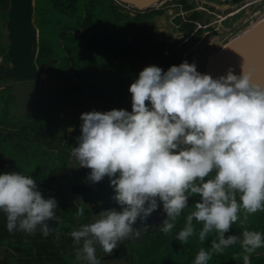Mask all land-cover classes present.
Masks as SVG:
<instances>
[{"label":"clouds","instance_id":"9594fccd","mask_svg":"<svg viewBox=\"0 0 264 264\" xmlns=\"http://www.w3.org/2000/svg\"><path fill=\"white\" fill-rule=\"evenodd\" d=\"M255 71L245 57L238 75L229 66L215 78L187 60L167 71L151 65L129 87L131 111L81 114V134L70 155L90 169L88 182L109 178L119 210L103 209L69 233L78 262L101 264L97 245L111 254L120 242L139 239L159 203L166 214L160 223L164 234L183 216L175 237L181 244L213 235L193 264H209L214 254L237 244L243 264H251V254L264 248V232L230 231L264 211V82L257 81ZM193 197L198 199L190 206ZM57 208V200L43 195L33 176L16 170L0 174V212L10 233L39 229L48 236V221L59 223ZM137 220L143 227H134Z\"/></svg>","mask_w":264,"mask_h":264},{"label":"trees","instance_id":"16d2710c","mask_svg":"<svg viewBox=\"0 0 264 264\" xmlns=\"http://www.w3.org/2000/svg\"><path fill=\"white\" fill-rule=\"evenodd\" d=\"M180 2L185 3L186 10L193 6L187 4V0ZM121 8L116 0H45L43 4H35L40 25L47 27L48 34V25L51 22L49 26L53 28L50 31H54L57 37L54 42L51 39L48 41L46 33L43 30L40 32L35 60L41 71L47 73V87L52 90V97L47 106L49 128L39 120V116L35 122H29L20 128H17L15 123L13 129L0 126V174L16 170L33 176L42 194L55 199L57 194L63 195L66 192L78 195L71 191L70 184L74 180L71 179L72 175L66 172L72 159L71 148L76 145L74 138L63 128L64 125L68 124L74 133L80 135V116L84 112L112 109L131 111L129 87L142 71L137 63L140 61L144 68L156 65L164 71L173 65L178 66L183 62L182 51L196 43L203 31L198 29L193 33L195 22L201 15L199 11H195L189 15L188 21L183 23L181 28L185 31L187 39L181 53L175 50L176 44L145 37L144 31L128 41L130 32L136 30L137 21L162 14L164 9H136V15L130 17ZM175 20L180 22L181 15ZM110 23H116L114 34L106 27ZM55 42H58L63 51L62 59L58 58L60 54L56 51L58 47ZM173 49L175 51L170 52ZM129 52H132V55ZM39 79L45 81L41 76ZM7 95L14 99L9 93ZM65 107L72 111L67 119L61 115V112L66 113ZM35 109L39 112L45 111L43 102L39 101ZM3 113L5 117V111ZM44 114H48L47 111ZM1 115L0 108V123L3 120ZM8 124L9 121H6L7 126ZM61 128L62 133H59ZM46 133H49L48 138H45ZM43 139L45 144L42 145H46V148L41 150V144L38 142ZM27 142H35L38 147L31 148L24 144ZM20 148H25L28 155L34 156L35 163H32L31 167L21 168L12 158L6 157L10 150L13 156H19L20 161L24 160L27 156L24 157ZM79 176L85 179L83 175ZM59 177H66L67 182L60 183ZM196 199L198 197L190 198L189 205ZM57 206L55 214L59 217V223L56 220L48 221L52 229L48 236H44L39 229L33 234L22 231L10 233L6 227V216L0 212V246L6 248L4 255L0 257V264H81L76 260V245L69 233L81 224L92 222L94 213L84 202L64 200L57 202ZM77 209L81 210L79 216ZM165 216L166 214L162 220ZM161 221L143 229L139 239L120 242L113 250V256L116 259H126L129 264H193L199 249L210 247L213 235L204 242L199 241L198 235L190 237L188 242L183 244L176 240V234L184 223L183 216L169 234L160 231ZM196 227L199 230L201 226ZM244 227L264 232V211L251 214L243 226L239 221L233 224L230 234L239 235ZM250 259L251 264H264V248L257 249ZM209 264H243L242 249L239 244L230 246L222 254H214Z\"/></svg>","mask_w":264,"mask_h":264},{"label":"rangeland","instance_id":"374dc122","mask_svg":"<svg viewBox=\"0 0 264 264\" xmlns=\"http://www.w3.org/2000/svg\"><path fill=\"white\" fill-rule=\"evenodd\" d=\"M45 0H34V27L38 31V42L40 39V32L43 30L44 33H46V38L49 41L51 39L52 42L57 40V37L54 35V31H50L53 27H50L52 23L49 22V33L47 34V27L43 28L42 25H40L38 21L37 12L35 9L36 3L43 4ZM165 1V2H164ZM167 1V2H166ZM251 1V0H233L228 2L226 5H216L214 6L212 3H210L207 0H188L187 4L193 3L196 7L204 6V4L207 6L206 8L209 10H201L203 11L200 15V18L196 20L194 32H196L197 29H201L202 34L199 38V40L189 46L187 49L182 51V61L184 62L187 60L189 63L195 62L197 66V71L201 73H205L206 66L208 63V59L211 55L215 54L217 51L221 49V47L226 44L229 40L236 37L242 31H244L247 27L251 26L252 23L257 22L260 20V18L264 17V1L258 2L256 6L252 7H239L244 2ZM121 5L122 11H125L130 17H133L136 15V11L133 9L132 6H130L128 3H119ZM164 3V4H163ZM163 4L164 6H161ZM219 4V3H218ZM160 5V6H159ZM213 5V6H211ZM156 8L163 7V13L158 15H153L152 17H145L144 19L136 22V30L131 31L128 35V41H131L134 37V35H141L142 32H145V37H153L155 39H158L159 41H165L166 43H174L176 44V49L179 50L181 53L182 48H184L186 45V39L184 37L185 31L181 28L183 27V23L188 21L189 15L192 13L191 11H186L183 6H185V3L180 2L179 0H161L157 5ZM195 7V8H196ZM219 7V8H217ZM243 8V10L239 13H236L238 9ZM211 11V12H210ZM182 14L181 21L177 22L175 20L176 17H178V13ZM0 18L3 20L4 16H1ZM5 23V22H3ZM204 26L203 28L201 27ZM116 23H110L106 27L112 34H114L113 28H115ZM129 26V25H128ZM57 45L56 51L60 54L58 58H63L64 54L63 51L58 46V42H55ZM128 42H126L127 44ZM174 49L171 50L175 51ZM188 50V51H187ZM0 54L5 57L7 56V42L4 40L2 41V46L0 48ZM63 54V55H62ZM129 54L132 55V52H129ZM62 56V57H61ZM37 64V63H36ZM39 68L40 76L45 79L42 80L43 83L48 86L49 80H47V73L42 72L40 69V66L37 64ZM137 66L140 70L144 69L143 64L139 61L137 63ZM140 72V71H139ZM52 91V90H51ZM57 101V100H56ZM36 104H39V101L35 102L32 110L27 113H22L17 108V104H15V101L13 98L9 97L7 95V91L0 90V108L2 111L1 120L0 123L1 127H5V129H13V124L15 123L17 128L22 127V125H27L29 122H35L39 116V120L44 123L45 127L49 128V102L45 105L43 102L44 110L47 111L48 114H44L45 111H36L35 106ZM70 109L68 107H65L64 111L66 113H62L61 115L64 119H67L72 113V111H69ZM6 113L5 117L4 112ZM43 113V115L41 114ZM6 121H9L8 126L6 125ZM68 131V134L72 136L75 140V145H77L76 133H74L73 128L69 126L68 124L64 125L63 127ZM72 129V130H69ZM56 133L57 131L54 130ZM59 133H62V128L59 129ZM49 133H46V137L48 138ZM17 142V141H15ZM26 142V141H24ZM10 143V142H9ZM41 144L39 149L46 148L44 139L38 142ZM25 145L31 147V148H37L38 144L35 142H27L24 143ZM25 147V146H24ZM22 150V153L25 157L24 160L20 161V157L17 158L13 156L10 150H8V155L6 157L12 158V161L17 162V165L21 166V168H29L32 166V163H35V158L31 154H27V151L25 148H20ZM6 151V150H5ZM22 157V156H21ZM34 159H33V158ZM29 159V160H28ZM81 167H79V164L74 161L72 158L70 161V166L67 169V174L72 175L71 179L73 183L70 184V188L73 185L85 183V179L81 176H79L76 173L80 172ZM60 183H66L67 178L66 177H59ZM76 182V183H75ZM54 190V189H53ZM58 188L55 189V192H57ZM57 202L68 200L73 201L74 203L83 202L80 195H72L71 192L64 193L63 195L57 194L56 198ZM97 214H94L93 220L96 218ZM97 245V252L96 254L99 255L98 258L101 259V264H129V261L126 259H116L113 254L105 253L102 248L98 247ZM5 247L0 246V257L4 255ZM83 264V262H81Z\"/></svg>","mask_w":264,"mask_h":264},{"label":"water","instance_id":"95a60500","mask_svg":"<svg viewBox=\"0 0 264 264\" xmlns=\"http://www.w3.org/2000/svg\"><path fill=\"white\" fill-rule=\"evenodd\" d=\"M119 3H128L138 10L155 7L159 0H116ZM0 6L8 16V55L10 65L6 66L3 76L13 78L15 82L12 94L17 97L19 111L27 113L35 100L43 99L46 105L51 97V89L39 79L40 73L35 63L38 51V31L34 27V0H0ZM264 46V17L247 27L237 37L224 44L219 51L208 59L205 73L214 78L226 73L229 66L234 74L240 73V64L243 62V52L248 53L247 61L255 66V78L264 82V69L261 67V48ZM1 76V72H0ZM32 81L31 83H24ZM90 169L81 167L80 174L85 177V183L76 184L71 191L81 196L94 214L103 209L119 206L111 200L113 189L109 186V178L105 176L101 181L92 184L86 180ZM165 213L158 203L156 210L145 222L148 226L157 224ZM134 227H143L137 220Z\"/></svg>","mask_w":264,"mask_h":264},{"label":"flooded vegetation","instance_id":"af4514ba","mask_svg":"<svg viewBox=\"0 0 264 264\" xmlns=\"http://www.w3.org/2000/svg\"><path fill=\"white\" fill-rule=\"evenodd\" d=\"M179 1H183V0H179ZM188 1V0H187ZM207 1H212V0H207ZM227 2H223L221 3L220 5H226L228 2L230 1H233V0H225ZM243 2V0H241ZM261 1H264V0H251V1H246L244 2L241 6L239 7H254L257 5L258 2H261ZM165 2V1H164ZM167 2V1H166ZM211 3V2H210ZM164 4V3H163ZM163 4H161V6H164ZM191 5H193L190 10H192V13L195 12V11H198L199 9L200 10H208L206 7V5L204 4V6H200V7H196L193 3H190ZM160 6V5H159ZM157 6H155L156 8ZM196 7V8H195ZM159 8H162V7H159ZM243 10V8H240L237 10L236 13H239ZM209 11V10H208ZM201 13L203 11H200ZM211 12V11H210ZM0 14H2L1 16L4 18L3 20L0 18V48L2 46V41H6L7 42V49H8V38H7V35H8V29H7V23H8V16L6 15L5 13V10L1 8L0 6ZM5 22V23H3ZM196 23V22H195ZM201 27L203 28L204 26L201 25ZM198 30V29H197ZM196 30V31H197ZM184 37H185V33H184ZM186 39V37H185ZM187 40V39H186ZM8 54V52H7ZM10 57L9 55L3 57L1 54H0V72H1V76H0V90H5L7 91V93H9L10 95H12L17 103V108L19 109V105H18V101H17V97L15 95L12 94V90H13V87L15 84H17L18 82H15V80L13 78H6L3 76V72H4V69L6 66L10 65ZM32 81H27V82H24V83H31ZM47 89H49L47 86H46ZM37 101H42L43 102V99H39V100H35L31 106V109L29 110V112L32 110V107L34 105L35 102Z\"/></svg>","mask_w":264,"mask_h":264},{"label":"snow or ice","instance_id":"6c2138e0","mask_svg":"<svg viewBox=\"0 0 264 264\" xmlns=\"http://www.w3.org/2000/svg\"><path fill=\"white\" fill-rule=\"evenodd\" d=\"M242 55L247 59V57H248L247 52H243ZM261 67H262V69H264V46H262V48H261Z\"/></svg>","mask_w":264,"mask_h":264},{"label":"bare ground","instance_id":"6f19581e","mask_svg":"<svg viewBox=\"0 0 264 264\" xmlns=\"http://www.w3.org/2000/svg\"><path fill=\"white\" fill-rule=\"evenodd\" d=\"M160 1H161V0L157 1V2L155 3L154 6H156ZM262 18H263V17H262ZM260 19H261V18H260ZM254 24H255V23H252V25H254ZM252 25H251V26H252ZM246 29H247V28H246ZM246 29H245V30H246ZM245 30H244V31H245ZM236 37H237V36H236Z\"/></svg>","mask_w":264,"mask_h":264}]
</instances>
